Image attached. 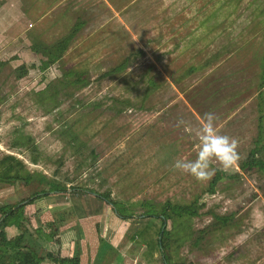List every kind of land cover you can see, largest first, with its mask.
<instances>
[{
    "label": "rangeland",
    "instance_id": "1",
    "mask_svg": "<svg viewBox=\"0 0 264 264\" xmlns=\"http://www.w3.org/2000/svg\"><path fill=\"white\" fill-rule=\"evenodd\" d=\"M78 19L86 25L63 59L42 71L31 47L54 44ZM134 51L129 69L103 76ZM22 65L29 73L18 77ZM72 69L85 72L86 86L60 82ZM263 69L264 0H0V161L15 156L33 177L0 183V208L55 181L89 192L69 190L67 204L53 206L71 203L77 229L104 211L85 236L88 254L84 243L78 251L84 264H165L163 238L171 264H264V174L241 169L256 141L264 147ZM208 111L220 117L219 132L238 140L239 159L228 170L214 160L211 178L197 180L173 168L179 157L195 159L197 143L176 124L198 126ZM92 192L137 219L123 221ZM169 203L195 204L199 215L173 216L166 226L144 216ZM215 216L230 220L220 225Z\"/></svg>",
    "mask_w": 264,
    "mask_h": 264
},
{
    "label": "trees",
    "instance_id": "2",
    "mask_svg": "<svg viewBox=\"0 0 264 264\" xmlns=\"http://www.w3.org/2000/svg\"><path fill=\"white\" fill-rule=\"evenodd\" d=\"M86 20H77L75 25L73 26L70 33L63 38L59 39L54 44L48 45L38 40L30 50L34 54L40 57L41 61V70L46 71L57 63H59L71 44L74 42L78 34L85 27ZM139 52L134 51L129 55L124 56L121 62L103 74L104 77L110 75H118L124 73L127 69H129L138 59ZM20 72V76L25 77L29 73V69L22 65L17 69ZM264 73V69H263ZM63 77L67 79L66 82L60 81L66 88L68 87H76L81 88L88 84L85 72L79 70H68L64 73ZM264 81V78H263ZM154 83V81H151ZM68 86V87H67ZM264 147H261L260 141L255 142V148L249 154L247 161L241 166L243 172L250 173L251 171L258 170L259 172L264 174V162L260 161L258 157L262 154ZM223 174L218 172L214 177L212 183L210 184V193L215 192V187L218 182L223 178ZM42 178V177H41ZM33 177L27 171V167L25 163L15 156L8 155L4 157L2 161H0V183H7L14 185L17 182H23L25 185H29ZM52 193L47 194H34L27 199L22 200L21 202L9 206L6 205L1 208V219H0V246L2 247L3 252L0 254V264H82V257L79 255V252H76L74 256L63 257L60 254V251L57 253L55 251L49 252L46 257H42L41 253L38 251V246L32 244L34 237L36 238V242L43 244H52L55 247L61 246L64 244V236L62 235V231L71 226H76L73 223V220H77L79 216L71 218L73 213V207L58 210L53 215V220L45 223L43 226L38 227L36 229L30 228L28 224V216L26 215V207L28 205L33 204L35 201L46 198L48 201H53L51 206H60L67 203H64V200H67L69 195V190L73 191V194L84 196L88 194V191H82L80 188L73 187L69 189L66 185H62L53 181ZM95 193V192H94ZM93 195V192H92ZM94 198L101 200L105 205L111 206L113 205V210L117 213V216L121 218L123 221L133 222L137 218H134V215L128 214L127 210L123 206H119L117 203L111 202L107 195L97 194L93 195ZM51 199V200H50ZM62 202V203H61ZM72 205V204H71ZM65 206V205H64ZM147 206H150L147 204ZM70 209V210H69ZM167 209L171 211L168 213ZM76 212L77 209H75ZM100 212H104L101 210ZM100 212H95L96 215L100 214ZM82 214V213H80ZM94 215V213H84V215ZM148 214V213H147ZM198 208L195 204L180 206V205H172L167 204V207L162 210L161 215H157V213H152L151 215H144L146 217H159L163 222V226H166L169 220H172L173 216L177 217H196L198 216ZM80 215V218L83 217ZM216 222L220 223V225H226L230 218L229 217H220L215 216ZM14 229L18 234L15 238L9 237V231ZM208 228H204L199 232L193 235V239L195 238V242L193 243L195 246L201 245L203 240L206 238V234L208 233ZM74 232V231H73ZM197 234V236H196ZM195 236V237H194ZM39 241V242H38ZM27 242H31L28 244ZM103 243V244H102ZM102 247H106L105 242H101ZM161 249L164 250V258L165 264H171V257L167 253L165 240L164 238L160 242ZM78 253V254H77Z\"/></svg>",
    "mask_w": 264,
    "mask_h": 264
},
{
    "label": "clouds",
    "instance_id": "3",
    "mask_svg": "<svg viewBox=\"0 0 264 264\" xmlns=\"http://www.w3.org/2000/svg\"><path fill=\"white\" fill-rule=\"evenodd\" d=\"M220 117L214 111L205 112L198 126L190 121L178 119L176 126L191 128L197 143L193 146L195 159L179 157L173 168L181 173L189 174L197 180L210 179L216 169L211 167L217 161L223 170L234 166L239 159V142L235 137L218 131Z\"/></svg>",
    "mask_w": 264,
    "mask_h": 264
},
{
    "label": "crops",
    "instance_id": "4",
    "mask_svg": "<svg viewBox=\"0 0 264 264\" xmlns=\"http://www.w3.org/2000/svg\"><path fill=\"white\" fill-rule=\"evenodd\" d=\"M43 182H45V179L41 180L40 184L42 185ZM46 182L47 183H51V182H48V181H46ZM52 186H53V183L51 185V189H48V188L46 189L45 188L43 191H37L34 194L41 195V194L52 193ZM50 202L46 198H41V199L35 201L33 204L28 205L26 207V215L28 216V221L30 222V226L32 227V229H36L38 227H41L45 223L50 222V221L53 220V215L56 212H53V206L49 205V203L52 204L53 201H50ZM69 206L71 207V203H69V205H67V208H69ZM3 207L4 206H2L1 208H3ZM1 208H0V211H1ZM97 216H100V215L89 217L88 218L89 219L88 222L83 224V225H82V223H79V228L78 229H77V227L73 226L76 229L73 228V230L71 231V228H72V225H73L72 224L71 226H69L68 228H66L65 230L62 231V232H65L62 235H66V236H64L66 238V240H65L64 244L62 245V250H60V253H61V255L63 257L74 256L75 253L78 252L79 250H81V251L84 250L83 247H82V243H84L83 246H85V250L86 251L85 250L84 251L88 254V250H89L88 249V245H90V244L88 242V236L87 237H85V236L93 234V230L96 229V225L95 224L97 223V221H94V220H95V217H97ZM1 218L2 217L0 216V219ZM78 219L79 218H77V220ZM75 225H76V223H75ZM75 231H77V232L79 231V234H77V232H75ZM69 234H77L78 237H77V239L76 238H72L71 240H69V239H67V237H69ZM81 237L83 238L82 240H81ZM40 247H38L39 248L38 251L41 250V251L46 252L47 254L53 250L52 244H50V243L49 244H47V243L43 244ZM2 252H3V250H2V247L0 246V254ZM100 254H101V252H100ZM99 255H98V257H99ZM118 262L119 261L116 260V264ZM96 263H97V261H94V263H91V264H96ZM82 264H84L83 260H82Z\"/></svg>",
    "mask_w": 264,
    "mask_h": 264
}]
</instances>
